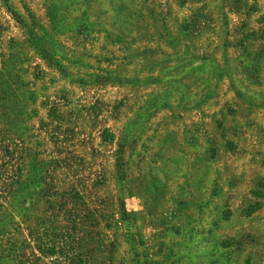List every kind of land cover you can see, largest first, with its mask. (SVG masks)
I'll return each mask as SVG.
<instances>
[{"label":"rangeland","instance_id":"1","mask_svg":"<svg viewBox=\"0 0 264 264\" xmlns=\"http://www.w3.org/2000/svg\"><path fill=\"white\" fill-rule=\"evenodd\" d=\"M0 264H264V0H0Z\"/></svg>","mask_w":264,"mask_h":264}]
</instances>
